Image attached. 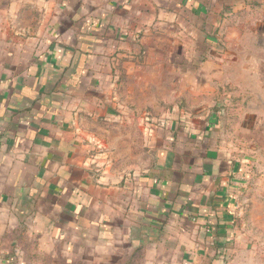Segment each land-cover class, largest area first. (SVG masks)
<instances>
[{
  "label": "crops",
  "instance_id": "1",
  "mask_svg": "<svg viewBox=\"0 0 264 264\" xmlns=\"http://www.w3.org/2000/svg\"><path fill=\"white\" fill-rule=\"evenodd\" d=\"M248 14L264 0H0V264H264L262 147L254 180L211 116L131 147L119 95L150 36L213 44Z\"/></svg>",
  "mask_w": 264,
  "mask_h": 264
},
{
  "label": "rangeland",
  "instance_id": "2",
  "mask_svg": "<svg viewBox=\"0 0 264 264\" xmlns=\"http://www.w3.org/2000/svg\"><path fill=\"white\" fill-rule=\"evenodd\" d=\"M248 15L231 28H218L213 44L203 42L201 36L193 38L198 42H189L190 28L171 27L161 38L149 37L148 49L130 68L142 71L119 87L120 98L134 101L140 116L131 147L141 144L139 134L144 127L166 126L170 136L184 125L200 127L201 132L206 125L201 116H211L218 122L217 134L226 147L249 156V180H254L256 147H262L259 152L264 158V25ZM105 141L100 153L109 160L113 140ZM119 141L117 148L126 149L128 140ZM133 158L137 164L144 163L138 161L137 153ZM254 191L248 188L251 195ZM258 193L262 195L264 189Z\"/></svg>",
  "mask_w": 264,
  "mask_h": 264
}]
</instances>
